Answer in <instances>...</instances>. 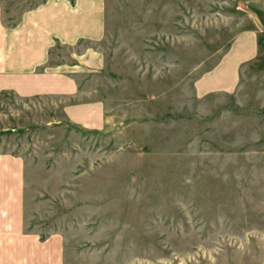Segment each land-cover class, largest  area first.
<instances>
[{"label": "rangeland", "instance_id": "obj_1", "mask_svg": "<svg viewBox=\"0 0 264 264\" xmlns=\"http://www.w3.org/2000/svg\"><path fill=\"white\" fill-rule=\"evenodd\" d=\"M100 4L94 65L0 75V215L56 264H264V0Z\"/></svg>", "mask_w": 264, "mask_h": 264}, {"label": "crops", "instance_id": "obj_2", "mask_svg": "<svg viewBox=\"0 0 264 264\" xmlns=\"http://www.w3.org/2000/svg\"><path fill=\"white\" fill-rule=\"evenodd\" d=\"M95 1L97 2L95 10L93 0H48L25 11L19 26L7 30L8 34L5 28L3 32L6 37L0 38V75L22 76L20 81L30 80L29 77H24L27 75V70L35 64H38V67L45 66L49 62L47 60L53 59L55 56L53 50H56L59 45L72 51L71 61L54 60L49 73L63 74L64 69L67 72L78 71L85 68L84 65H94V61L100 58L99 55L94 53L88 45L81 49L77 45L87 42L88 39L102 38V25L98 19L102 4L99 5V0ZM57 50L62 53L60 48ZM58 56L57 59H59ZM40 68L42 70L44 67ZM45 79L47 80V77ZM11 82L14 81L11 80ZM10 89L15 90V88ZM13 185L14 183L11 184V188ZM4 186V182L1 183L0 190ZM3 200L4 204L0 199V208H7L9 214H12L14 206L11 204L8 207L5 199ZM10 217L12 218V215L7 218L0 215V264H32L33 261H35L34 264L40 262L45 264L43 258L47 253H53L51 264H56V260L60 263V260L56 258V250L52 249V252H49L46 248V244L49 245L52 242H58L59 245V240H50L49 243L40 237L24 236L26 235L24 230L20 235L17 232L15 234Z\"/></svg>", "mask_w": 264, "mask_h": 264}]
</instances>
